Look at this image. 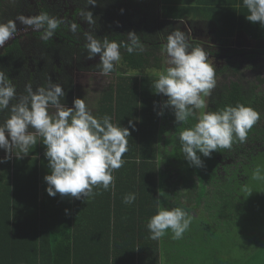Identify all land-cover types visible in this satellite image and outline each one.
Instances as JSON below:
<instances>
[{"label": "trees", "instance_id": "1", "mask_svg": "<svg viewBox=\"0 0 264 264\" xmlns=\"http://www.w3.org/2000/svg\"><path fill=\"white\" fill-rule=\"evenodd\" d=\"M132 1L135 9L146 2ZM18 2L0 0V14L16 11L17 15ZM114 3L118 8L125 4L124 0ZM159 3L161 25L172 26L173 22L193 16L210 25L221 43L239 34L264 40V28L259 22L254 24L246 20L248 12L242 0H159ZM148 15L155 20V15ZM147 41L153 42L148 51L127 52L121 57L113 72V84L97 99L99 103L89 104L95 109L89 111L97 118L107 114L114 125L128 127L130 120L135 124V130L130 129L128 150L122 157L124 164L116 170L117 174L113 173L116 190L109 189L104 201L108 211L102 225L106 229L85 234H75L74 230L72 235L70 202L66 207L68 211L56 212V223L46 226V198L39 196V185L42 189L45 186L40 184L38 176L48 160L44 155L46 148L38 138L27 155L14 160L7 156L0 164V264H163L159 256L162 239H151L147 229L150 218L160 208L183 205L186 210L213 195L214 202L207 204L210 207L222 205L224 214L229 216L240 201L237 202V198L241 187L247 186L249 190L255 167L259 159L264 158V89L257 87L259 80L247 82L238 66L228 70L229 80L228 77L223 81L215 78L216 85L203 111L243 104L259 113V119L248 130L244 142L234 138L231 148L218 149L210 158L201 155L203 167L190 166L181 151L179 132L193 126L196 118L190 117L186 123L177 124L172 109L163 106L167 97L154 94L152 83L158 79L164 62L159 57L160 48L154 36ZM151 71L155 73L151 75ZM68 99L67 105L72 107L75 95L71 88ZM160 112L163 115H158ZM199 112L196 111V117ZM21 174L27 177L22 178ZM34 185L36 192L32 195L35 198L28 199V188ZM129 193H135L136 200L126 205L123 198ZM246 195L255 197L245 194L246 199ZM31 212L33 219L38 220L30 225L33 231L26 234L20 220Z\"/></svg>", "mask_w": 264, "mask_h": 264}, {"label": "clouds", "instance_id": "2", "mask_svg": "<svg viewBox=\"0 0 264 264\" xmlns=\"http://www.w3.org/2000/svg\"><path fill=\"white\" fill-rule=\"evenodd\" d=\"M87 2L95 6L97 0ZM242 2L248 12L246 20L254 24L259 22L264 28V0ZM80 16L90 25L95 23L91 11H81ZM17 20L34 31L42 30L41 39L45 41L52 38L64 23L47 13L33 17L20 16ZM70 27L75 32L78 25L72 23ZM16 32V21L0 23V47ZM85 41L88 59L99 55L97 67L103 76L116 71L121 59V47L128 54L144 50L135 32H129L127 42L119 44L107 37L97 39L91 32L85 33ZM162 52L167 54L170 67L152 83L154 94L167 97L163 106L172 109L177 124L186 123L190 117L196 118L193 126L179 132V141L189 165L203 167L201 155L210 158L218 149L231 148L234 138L244 142L248 130L259 119V113L243 104L229 105L218 111H203L207 107L204 98L216 85V68L209 62L203 47H194L189 43L185 32L179 29L171 32L166 37ZM26 92L27 97L17 101L15 86L0 71V112H10L0 124V149L9 154L7 158H10L13 150H18L16 157L27 155L30 147L36 145L40 138L46 148L44 155L50 171L44 177L49 196L59 194L62 199L80 200L93 196L94 188L102 187L105 191L114 188L113 172L124 164L122 157L128 150L130 129L135 130L133 121H129L128 127H121L112 123L110 115L97 118L80 98L73 100L72 107L65 106L61 103L65 93L59 84L49 83L47 87H39L35 91L28 86ZM50 108L55 111L50 112ZM197 110H200L198 117ZM252 179L264 180L261 167H256ZM135 200V193H129L124 196L123 203L131 205ZM191 223L192 217L180 207L160 208L150 218L147 229L153 240L163 237L168 230L172 233V239L179 240Z\"/></svg>", "mask_w": 264, "mask_h": 264}, {"label": "flooded vegetation", "instance_id": "3", "mask_svg": "<svg viewBox=\"0 0 264 264\" xmlns=\"http://www.w3.org/2000/svg\"><path fill=\"white\" fill-rule=\"evenodd\" d=\"M115 1L97 0L96 5L93 6L89 5L87 0H24L17 4L19 8L17 15H15L16 11L0 14L1 23H7L13 19L16 24H22L17 20L18 17H33L43 13L64 21L53 37L46 41L41 39L42 30L34 31L22 24L24 28L17 30L13 38L6 43L7 45L0 47V71H3L15 86L17 101L27 97L28 86L35 91L39 87H47L49 83H55L64 90L65 95L61 98V103L65 106H68L70 88L75 99L84 100L87 109L89 104L99 103L97 99L89 103V100L81 94L80 88L87 87L89 79L93 77L101 87L97 97L101 98L104 90L113 84L115 73L107 76L100 75L97 67L100 63L99 55L88 59V53L84 47L86 32H91L97 39L107 37L118 44L127 42L128 33L135 32L146 48L144 51H148L153 45V42L147 40L154 36L160 48L159 53L166 54L162 52L166 37L179 29L185 32L192 46L205 49L209 62L216 68L217 73L227 71L225 76L229 80V72L238 66L247 82V75L251 71L255 72L253 81L258 79L257 87L264 89V40L257 41L245 34H239L235 35L231 41L221 43L210 29V25L198 19L189 21L187 18L183 21L179 20V23L173 22L172 26L161 25L159 0H146L141 7L136 9L133 7L132 0H124L125 4L121 8H118ZM81 11H91L95 23L90 25L82 20ZM148 13L155 15L154 21L149 18ZM72 23L78 25L75 32L71 30ZM120 51L121 57L127 53L124 47H121ZM107 77L112 79V83L103 86V80ZM259 77L263 79L260 80ZM221 79L224 80L222 77ZM204 99L207 102V97ZM88 110L95 111L94 108ZM49 111L54 112L55 109L50 108ZM9 115L8 110L0 112V124Z\"/></svg>", "mask_w": 264, "mask_h": 264}, {"label": "rangeland", "instance_id": "4", "mask_svg": "<svg viewBox=\"0 0 264 264\" xmlns=\"http://www.w3.org/2000/svg\"><path fill=\"white\" fill-rule=\"evenodd\" d=\"M159 57H161L164 62V68L161 72L158 71L159 74L157 78L170 67L167 63V54L159 53ZM151 72V75L155 73L154 71ZM226 73L227 71L225 70L220 73L216 72L215 78H219L217 81H223L221 77L226 78ZM254 75L255 72L251 71L249 75H247L248 81H253ZM103 81V86L112 83L110 77H107ZM100 88V85L91 77L87 87L82 86L80 91L86 99H93L91 101L94 102V99H98ZM89 107L92 110V106ZM258 162L256 167H261L262 174H264V158L259 159ZM251 182L252 184L248 186V191L247 186L241 187V194H239V199L237 198V202L238 200L240 201L234 207L233 213L229 216L224 214L223 208L221 209L222 205L210 207V204H207L208 202H214L211 200L213 195H211L209 199H205L202 203L198 201L196 203V212L190 215L192 217V223L189 229L184 233L182 239H172L170 230H168L163 238L161 237L164 254V256H161V258H163L162 263L196 264V261H201V264H209V259H204L203 261V258L219 257L220 252L225 251L224 245L227 241L230 243L235 241L239 248L249 245L252 242L262 244V247H264V180L251 179ZM244 193L253 194L255 197H248V195H246L248 197L246 199ZM215 200L219 202L217 199ZM180 208L188 213L187 209L185 210L183 208V205H180ZM145 221L147 223L148 219L146 218ZM238 233L241 235H238ZM191 245H193V247ZM258 249L260 251V247ZM259 251L255 250L251 254L248 264H262L259 262L261 260L255 258ZM193 255L198 256L191 259ZM225 257L233 259L231 254H226ZM199 263L200 262H197V264Z\"/></svg>", "mask_w": 264, "mask_h": 264}, {"label": "crops", "instance_id": "5", "mask_svg": "<svg viewBox=\"0 0 264 264\" xmlns=\"http://www.w3.org/2000/svg\"><path fill=\"white\" fill-rule=\"evenodd\" d=\"M1 1H7V0H1ZM18 1H24V0H18ZM187 20L193 21L194 20L193 16L189 17ZM16 153L17 151L13 150V153L11 154L10 158L14 160L16 157ZM21 155L23 154H20L19 157H21ZM7 156H9V154L6 153L3 149H0V164L3 162V160ZM113 173L117 174L116 170ZM48 174H50V171L47 165L46 168L43 171H41V173L38 176V180H41L40 184L42 183L45 186V188L42 189L41 185H39V188H40L39 196H41V198H46V206L48 207V213H47L45 220H46L47 227H50L51 225L56 223L54 221L55 213L56 212L58 213L59 210L67 209L66 207L70 202L71 204L70 211H72V214H73V218L71 221L72 222V229H71L72 235L74 234V230H75V234H85L86 232H93L94 230H100L102 228H105V226H103L102 223L105 221L106 211H108L106 209L107 208L106 203H104L107 197L108 190L105 191L103 190L102 187L94 188L93 196L87 199L84 198L80 200L73 199V198H67V197L62 199L59 196V194L56 197H51L46 192V189L48 186L44 181V177ZM21 175H22L21 176L22 178L27 177L24 174H21ZM24 181H27V179H24ZM114 184H116V180ZM22 186L26 188V185H22ZM110 190H112V188H110ZM115 190L116 188H114V191ZM35 192H36L35 185L31 188H28V199L35 198V196L32 195V193L35 194ZM187 209H188L187 214L190 216L196 212V205L194 207L189 206L187 207ZM101 210H104L105 212L101 213L100 212ZM30 215L24 218L21 217L23 220H20L23 222V227L25 228L26 234L27 232L31 233L33 231V228H31L30 225L35 224V222H37L38 220V219H33L34 216L32 212L30 213ZM238 235H241V234L238 233ZM183 237H184V234H183ZM191 246L193 247V245ZM259 247H260V251L258 249ZM224 249L225 251H221L219 254V257H216V256L204 257L203 261L204 259H209V264H245V263L248 264L251 258V254L255 250H258L259 252L257 253L255 258H258V260H261L259 262L264 264V253H263L264 247H262V244H259L257 242H252L249 245H245L244 247L239 248L235 241L232 243L227 241V243L224 245ZM160 251H161V255L159 256H164L163 248ZM226 254H231L233 256V259L226 258L225 257ZM197 256L198 255H193L191 259L196 258ZM197 262H200L199 264H201V261H196V264Z\"/></svg>", "mask_w": 264, "mask_h": 264}, {"label": "water", "instance_id": "6", "mask_svg": "<svg viewBox=\"0 0 264 264\" xmlns=\"http://www.w3.org/2000/svg\"><path fill=\"white\" fill-rule=\"evenodd\" d=\"M16 25H17V30L24 28V26L20 23H17Z\"/></svg>", "mask_w": 264, "mask_h": 264}, {"label": "built area", "instance_id": "7", "mask_svg": "<svg viewBox=\"0 0 264 264\" xmlns=\"http://www.w3.org/2000/svg\"><path fill=\"white\" fill-rule=\"evenodd\" d=\"M5 44H6V43H5ZM5 44H4V45H5Z\"/></svg>", "mask_w": 264, "mask_h": 264}, {"label": "bare ground", "instance_id": "8", "mask_svg": "<svg viewBox=\"0 0 264 264\" xmlns=\"http://www.w3.org/2000/svg\"><path fill=\"white\" fill-rule=\"evenodd\" d=\"M7 45V44H6Z\"/></svg>", "mask_w": 264, "mask_h": 264}]
</instances>
